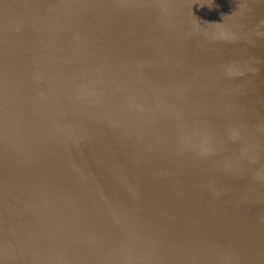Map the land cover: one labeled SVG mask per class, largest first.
Masks as SVG:
<instances>
[{
    "label": "water",
    "instance_id": "95a60500",
    "mask_svg": "<svg viewBox=\"0 0 264 264\" xmlns=\"http://www.w3.org/2000/svg\"><path fill=\"white\" fill-rule=\"evenodd\" d=\"M0 264H264V0H0Z\"/></svg>",
    "mask_w": 264,
    "mask_h": 264
}]
</instances>
